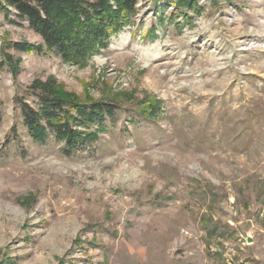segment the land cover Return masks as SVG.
<instances>
[{
    "label": "rangeland",
    "instance_id": "obj_1",
    "mask_svg": "<svg viewBox=\"0 0 264 264\" xmlns=\"http://www.w3.org/2000/svg\"><path fill=\"white\" fill-rule=\"evenodd\" d=\"M184 5L75 61L0 12V264H264V0ZM34 82L120 109L67 157L23 127Z\"/></svg>",
    "mask_w": 264,
    "mask_h": 264
},
{
    "label": "trees",
    "instance_id": "obj_2",
    "mask_svg": "<svg viewBox=\"0 0 264 264\" xmlns=\"http://www.w3.org/2000/svg\"><path fill=\"white\" fill-rule=\"evenodd\" d=\"M0 1V12L8 23L25 22L42 41L37 47L9 42L7 49L24 54L53 53L65 61L85 59L106 49L109 39L132 23L138 4V0ZM184 2L189 5V0H169L176 10L185 6ZM27 96L36 100L35 107L26 102L25 96L15 102L28 137L38 144L53 137L63 144L62 153L67 157L95 142L105 130L106 121H113L120 109L110 102H78L46 82H34Z\"/></svg>",
    "mask_w": 264,
    "mask_h": 264
}]
</instances>
